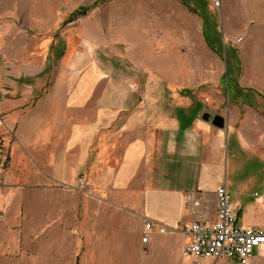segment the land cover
I'll return each instance as SVG.
<instances>
[{"label":"crops","instance_id":"crops-1","mask_svg":"<svg viewBox=\"0 0 264 264\" xmlns=\"http://www.w3.org/2000/svg\"><path fill=\"white\" fill-rule=\"evenodd\" d=\"M200 16L203 42L195 26L187 64L180 42L165 46L158 37L119 58L87 50L29 107L12 112L15 174L5 175L2 197L7 218L22 212L20 228L36 230L38 244L44 239V251L34 249L32 258L43 256L45 264H193L183 254L188 240L182 229L200 218L216 221V190L228 187L229 155L243 144L231 125L203 118L226 115L224 83L226 100L236 97L224 74V46L209 41ZM225 55L228 72L227 49ZM80 176L89 188L78 185ZM233 205L239 224L258 226L241 222L243 209ZM157 225L169 231L159 233ZM263 251L258 264H264Z\"/></svg>","mask_w":264,"mask_h":264},{"label":"rangeland","instance_id":"rangeland-1","mask_svg":"<svg viewBox=\"0 0 264 264\" xmlns=\"http://www.w3.org/2000/svg\"><path fill=\"white\" fill-rule=\"evenodd\" d=\"M200 15L209 41L224 46V74L236 97L226 100L224 83L225 126L231 125V133L243 143L234 157L229 155L226 181L231 201L243 209L241 222L264 226V202H259L264 196V0H0V212L5 214L0 222V264H45L43 256L37 260L30 254L44 251V239L38 244L36 230L20 228L22 212L7 218L2 197L5 175L15 174L12 112L29 107L62 68L87 50L119 58V53L128 55L142 41L154 44L158 37L165 46L180 42L187 64L189 31L195 26L203 42ZM236 36L244 39L232 44ZM240 53L244 63L238 60ZM197 58L207 59L203 54ZM201 264L238 263L203 259Z\"/></svg>","mask_w":264,"mask_h":264},{"label":"built area","instance_id":"built-area-1","mask_svg":"<svg viewBox=\"0 0 264 264\" xmlns=\"http://www.w3.org/2000/svg\"><path fill=\"white\" fill-rule=\"evenodd\" d=\"M214 2L219 4L220 0H214ZM243 39V36H236L231 38L230 42L236 44ZM78 185L85 189L89 188L91 183L80 176ZM259 200L264 202V196H261ZM216 203V221L207 222L204 218H200L182 229V233L188 240L183 249L184 256L193 264H201L203 259L236 260L238 264H258L259 255L264 248V228L239 224L238 211L231 201L226 184L217 188ZM195 204L199 202L195 201ZM4 218L5 214L0 212V222ZM153 227L154 224L151 221L146 223L143 242H148ZM156 229L159 233L169 231V228L164 225H157Z\"/></svg>","mask_w":264,"mask_h":264},{"label":"water","instance_id":"water-1","mask_svg":"<svg viewBox=\"0 0 264 264\" xmlns=\"http://www.w3.org/2000/svg\"><path fill=\"white\" fill-rule=\"evenodd\" d=\"M203 118L207 121H211V123L217 127H225V118L219 114L212 116L209 113H205Z\"/></svg>","mask_w":264,"mask_h":264},{"label":"bare ground","instance_id":"bare-ground-1","mask_svg":"<svg viewBox=\"0 0 264 264\" xmlns=\"http://www.w3.org/2000/svg\"><path fill=\"white\" fill-rule=\"evenodd\" d=\"M137 36V35H136ZM142 46V45H141ZM260 201V200H259ZM261 202V201H260Z\"/></svg>","mask_w":264,"mask_h":264}]
</instances>
